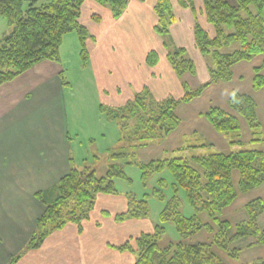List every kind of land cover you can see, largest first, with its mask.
Masks as SVG:
<instances>
[{"label": "trees", "instance_id": "16d2710c", "mask_svg": "<svg viewBox=\"0 0 264 264\" xmlns=\"http://www.w3.org/2000/svg\"><path fill=\"white\" fill-rule=\"evenodd\" d=\"M85 1L48 0L37 6V0H0V18L11 28L10 33L0 42V85L14 80L40 62L59 63L63 37L71 32H75L78 37L81 66L85 67L88 63L85 42L89 35L79 22ZM93 1L107 7L113 19H118L128 5V0ZM179 4L193 12L195 10L193 0H179ZM202 7L207 23L214 30V36L209 37L195 20L194 40L197 49L207 60L208 80L196 88H190L182 80L185 74L195 75V65L186 50L175 47L170 38L169 27L175 21L170 0H156L153 7L156 16L154 31L167 51L166 59L170 67L181 80L183 95L179 99L167 97L155 100L149 91L143 90L123 107L100 106V113L118 123L119 141L137 140L133 148H141L147 146L149 140L165 138L180 124L175 113L180 104L189 103L201 96L211 85L231 81L232 67L241 62H250L255 56H261V64L253 68L252 89L264 90V0H202ZM93 20L98 21V18L93 16ZM233 44L238 47L228 51ZM156 62L157 53L150 51L146 63L152 66ZM60 79L63 87L68 84L62 75ZM228 106L233 114L219 107H211L204 113L205 120L218 134L237 131L238 117H242L251 129L257 128L256 105L250 96L232 92ZM122 151L120 149L118 153L111 154L110 159L114 162L121 160L123 164L126 154ZM133 164L113 163L101 177L90 167H70L69 172L52 188L36 193L34 196L43 204L44 212L37 219L34 232L24 250L12 257L11 261L19 260L26 250L39 248L46 237L67 224H74L81 231L82 223L89 219L98 195L119 194L115 187L118 180L130 183L123 166ZM191 164L197 165L200 170ZM137 166L144 181L152 174L164 171L170 174L172 196L165 201L159 222H170L179 240L163 245L165 228L158 222L152 231L131 237L114 248L120 253L133 254L134 264H222L212 248L225 250L229 257L236 258L238 249L229 248V245L246 237H253L257 245L264 247V230H258L256 225V217L263 210L260 200L246 206L248 219L245 222L232 225L220 219L222 210L237 195L232 183L233 171L238 172L237 187L240 192H247L264 182V154L261 151L217 152L191 157L189 161L183 158L158 159L138 163ZM158 185L163 187L165 180L158 179ZM180 190L192 208L193 213L189 217L182 213V202L178 196ZM156 198L161 202L165 200L162 194ZM125 199L126 210L114 216L115 222L148 217L145 197L137 199L126 193ZM201 214H205L211 223L200 222ZM200 231L214 232L211 240L184 242ZM252 264H264V259Z\"/></svg>", "mask_w": 264, "mask_h": 264}, {"label": "crops", "instance_id": "0c3cea01", "mask_svg": "<svg viewBox=\"0 0 264 264\" xmlns=\"http://www.w3.org/2000/svg\"><path fill=\"white\" fill-rule=\"evenodd\" d=\"M193 1L194 12L181 7L179 0H170L175 21L169 35L173 45L185 49L195 65V75H185L184 81L188 84L199 79L203 84L208 80L207 60L195 45V20L209 37L214 36V30L206 21L202 0ZM155 2L128 0L118 19L93 0L83 3L79 22L89 35L85 42L88 63L83 69L90 68L98 110L100 106L123 107L143 90L155 100L183 95L181 80L154 31ZM150 51L157 53L152 66L146 63ZM61 62V55L59 63L40 62L0 85V264H134L133 254L114 248L151 228L144 223L147 231L137 229L141 219L114 221L116 214L126 210V199L119 194L98 195L81 231L67 224L46 237L39 248L26 250L19 260L11 261L24 250L44 212L34 195L52 188L74 167ZM103 201L113 204L114 209L97 206ZM123 230L127 235L120 241L112 237Z\"/></svg>", "mask_w": 264, "mask_h": 264}, {"label": "rangeland", "instance_id": "374dc122", "mask_svg": "<svg viewBox=\"0 0 264 264\" xmlns=\"http://www.w3.org/2000/svg\"><path fill=\"white\" fill-rule=\"evenodd\" d=\"M47 1L37 0L36 5L40 6L47 3ZM228 1L233 2L234 0ZM24 6H27V4ZM251 9L254 10L253 7ZM10 31L11 28L6 21L0 18V42ZM234 47L237 48L238 45L233 44L228 51ZM60 55L63 70L62 77L68 83L63 87V94L74 167L76 169L90 167L96 172L97 176L101 177L105 175L107 167L113 163L118 165H123L126 162L134 163L133 165L123 166L130 183L118 180L115 187L119 192V196L125 198V194L129 193L137 199L145 197L147 200L148 217L141 219V223L137 224V229L147 231L148 227L144 226V223H146L152 231L153 226L159 222V214L164 208L165 201L172 196V178L167 171L152 174L144 181L141 178L138 163L170 158H183L189 161L191 157L195 156L217 152L228 154L244 150H257L264 154V90L254 91L252 89L253 68L261 64V56L253 57L250 62H241L234 65L231 81L211 85L204 90L201 96L189 103L180 104L175 110L180 119V124L168 136L162 139L149 140L148 145L145 147L133 148L137 145V140L119 141L118 123L108 120L96 107L98 103L89 79L91 71L90 68L84 70L81 67L79 41L75 32L68 33L63 37L59 57ZM199 81V79H192L188 82V85L190 88H196L201 85ZM232 92L248 95L254 100L257 128L251 129L242 117H238L239 129L237 131L218 134L205 120L204 113L211 107H219L233 114L228 106V100ZM130 124L132 126L133 121ZM120 149L126 154L123 158V164L121 160L114 162L110 159V155L118 153ZM191 165L200 170L197 165ZM160 178L165 180L163 187L158 185V179ZM238 178V172L233 171L232 183L236 188L237 195L233 202L222 210L220 219L226 220L232 225L245 222L248 219L246 206L255 200H260L263 210L256 217V225L258 230L263 231L264 182L247 192H240L237 187ZM161 194L165 197L163 202L156 198ZM178 196L182 202L183 215L186 217L191 216L193 211L187 203L184 192L180 190ZM97 206L107 211L114 209L113 204L106 201L98 203ZM97 221L100 222L101 220ZM199 221L211 223L205 214L200 215ZM159 224L165 228L163 245L179 240V236L170 222H159ZM212 234L200 231L198 234L185 239L184 242H209ZM126 235L127 231L123 230L121 233L115 232L112 237L120 241ZM229 248L238 249L236 258L229 257L225 250L217 247L212 248L222 264H252L264 259V247L257 245L253 237L240 238L229 245Z\"/></svg>", "mask_w": 264, "mask_h": 264}]
</instances>
